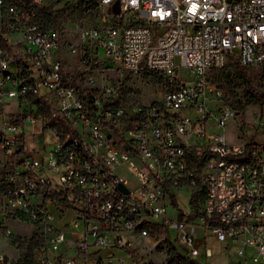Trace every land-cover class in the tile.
Returning <instances> with one entry per match:
<instances>
[{"label":"built area","instance_id":"obj_1","mask_svg":"<svg viewBox=\"0 0 264 264\" xmlns=\"http://www.w3.org/2000/svg\"><path fill=\"white\" fill-rule=\"evenodd\" d=\"M96 1L67 32L45 0H0V237L31 222L35 264H166L167 239L198 256L211 230L229 264H264V140L228 135L241 102L209 80L229 60L264 73V0ZM101 54L157 77L158 97L127 100ZM182 189L192 210L166 215Z\"/></svg>","mask_w":264,"mask_h":264},{"label":"rangeland","instance_id":"obj_2","mask_svg":"<svg viewBox=\"0 0 264 264\" xmlns=\"http://www.w3.org/2000/svg\"><path fill=\"white\" fill-rule=\"evenodd\" d=\"M66 1L70 3L77 4L79 0H45L46 3H49L53 8V13L57 15L59 25L65 29H69L67 32H70L74 27L80 23L86 25H94L97 12L96 11H85L84 16L81 17L75 12H72L73 7L67 9H59ZM90 1V0H84ZM75 8V6H74ZM72 35H66L62 40L59 50V57L63 59V64L66 69L69 71L74 66L75 57L72 55L71 51L67 47V41L69 39L77 40V35L74 32H71ZM58 55V52H57ZM100 64L106 66V79L120 81L121 86L126 90V96L131 98L139 103H149L155 97L159 95V84L158 81L146 73L132 74L129 71L122 70L120 68L113 69L110 64L111 61L105 58H102V54L99 56ZM73 61V63H71ZM176 63L180 64V58H176ZM232 63V61H228ZM250 76L253 81H256V75L259 72L258 68L248 69ZM186 69L181 67V73L184 74ZM255 75V76H254ZM209 80L211 81V74L209 73ZM212 82V81H211ZM231 125L227 128V133L229 136H232V132L236 130L237 126H240L241 132L243 135L247 134L253 135L254 138L258 140H264V107L261 109L258 105L248 104L240 112L235 119L230 123ZM180 209L183 210L186 214L190 213L192 210V204L190 202L189 193L187 190H180L177 193L176 203L171 202L167 199V212L166 215L176 218L180 212ZM68 212L61 219L68 217ZM13 232L14 237H10L11 240L8 242V239H3L0 237V248L3 249L11 258L15 260L19 253L20 247L17 245V240L15 238L20 236L21 238H29L33 235L34 225L31 222H26L23 224L16 223L14 224ZM34 245V244H33ZM206 247L211 248V256H204V250ZM200 254L198 257L200 260H207L208 264H229L234 259H236L235 247L229 246L226 247V241L219 239L214 235L211 230H207V235L203 238L202 244H200ZM248 251L250 254L254 252V247H249ZM155 255V262L157 264H163L162 260ZM165 264V263H164Z\"/></svg>","mask_w":264,"mask_h":264},{"label":"trees","instance_id":"obj_3","mask_svg":"<svg viewBox=\"0 0 264 264\" xmlns=\"http://www.w3.org/2000/svg\"><path fill=\"white\" fill-rule=\"evenodd\" d=\"M75 6V8H74ZM73 7L72 12L77 13L81 17L84 16L85 11L98 12V4L96 0L84 1L79 0L77 4L66 1L59 9H67ZM53 7L49 3H44L39 11V17L43 24L48 27L58 26V17L53 12ZM97 18V16H96ZM96 22V19H95ZM95 22L93 24H95ZM232 63H227L222 67L213 68L210 70L211 81L214 82L219 88H225L233 92L236 100L241 102L242 110L248 104L258 105L261 109L264 107V73L254 75L256 81L252 80L249 73L250 68L244 67L238 63L237 60H231ZM150 75V73H146ZM157 81L159 80L154 75ZM124 96L127 100L131 98L126 96V90H124ZM197 195H192V200L197 199ZM17 245L20 247V253L15 260H12V264H35L31 255V249L33 244L38 241L37 234H33L29 238H21L17 236ZM165 248L167 251L166 264H208L202 262L198 256H192L184 253L175 243L168 240L165 242Z\"/></svg>","mask_w":264,"mask_h":264},{"label":"water","instance_id":"obj_4","mask_svg":"<svg viewBox=\"0 0 264 264\" xmlns=\"http://www.w3.org/2000/svg\"><path fill=\"white\" fill-rule=\"evenodd\" d=\"M114 11H116V12L119 11V7H118V3L117 2L114 4ZM121 186H122V188L126 189L123 184H121Z\"/></svg>","mask_w":264,"mask_h":264}]
</instances>
